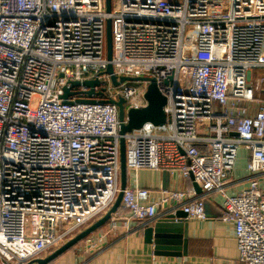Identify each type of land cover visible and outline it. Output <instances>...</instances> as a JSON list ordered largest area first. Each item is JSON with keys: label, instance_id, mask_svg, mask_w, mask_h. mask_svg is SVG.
<instances>
[{"label": "built area", "instance_id": "1", "mask_svg": "<svg viewBox=\"0 0 264 264\" xmlns=\"http://www.w3.org/2000/svg\"><path fill=\"white\" fill-rule=\"evenodd\" d=\"M109 63L117 80L155 78L166 98L163 125L123 135L121 210L144 225L172 200L185 221L203 219V200L217 196L239 261L264 264V0H111L109 12L105 0H0V264L51 252L114 203L118 112L99 100L145 106L146 83L112 85ZM93 79L95 92L104 89L96 101H77L87 98L82 87L71 88L68 103L60 98L71 81ZM240 147L248 176L232 191ZM140 169L178 170L201 192L147 202Z\"/></svg>", "mask_w": 264, "mask_h": 264}, {"label": "crops", "instance_id": "2", "mask_svg": "<svg viewBox=\"0 0 264 264\" xmlns=\"http://www.w3.org/2000/svg\"><path fill=\"white\" fill-rule=\"evenodd\" d=\"M245 151L240 147L229 174L232 191L246 185ZM162 171L164 169H140L137 173L138 186L149 191L147 202L159 201L171 190L193 188L191 178L175 170L169 171L168 189L164 190ZM208 199L222 213L220 198ZM172 205L173 201H168L167 207ZM129 218L119 207L107 223L82 240L84 244L71 247L49 264H243L239 261L235 226L222 215L188 220L186 251L175 256L155 253L153 245L143 240V224Z\"/></svg>", "mask_w": 264, "mask_h": 264}, {"label": "water", "instance_id": "3", "mask_svg": "<svg viewBox=\"0 0 264 264\" xmlns=\"http://www.w3.org/2000/svg\"><path fill=\"white\" fill-rule=\"evenodd\" d=\"M106 11L111 9V0H105ZM105 47H106V59L109 61L112 57V37H111V22L106 20L105 24ZM110 76L112 85L116 86L124 81L128 82H141L146 83L143 98L146 101L145 106L138 108L131 107L127 110L124 108L125 98L123 96H117L115 99H100V102L113 103L117 107L118 120H119V192L115 198L111 207L99 218L89 223L79 232L70 236L65 242L47 253L44 257H38L30 260L28 264H49L55 258L62 255L78 242L84 240L89 234L95 232L105 223H107L111 216L117 211L120 206L122 191L127 184V169L125 164V142L123 135L126 132L139 129L144 123H152L155 126H161L166 121V115L164 112V105L166 103L165 96L160 92L155 78L153 77H119L117 80L116 75L113 73L111 64L107 65L105 70ZM97 79L85 80L82 82L71 81L69 87L63 88V93L60 98L64 103H68V96L74 95L77 91H72L71 88L82 87L85 89L80 90L82 94H85L87 98H78L79 102H94V98H91L93 94L103 95L104 89L101 88L98 92H95L94 88L99 86ZM235 135V134H234ZM247 154V151H245ZM248 155H246L247 157ZM247 162V160H246ZM245 162V165H246ZM169 171H162V188L168 189L169 185ZM193 188L197 193L201 192L200 187L193 181V177L190 176ZM165 215L158 217L154 220H150L143 225L142 234L143 240L146 243L152 244L155 253L162 255H180L186 251V235H187V221L184 220L186 214L181 209H174L173 207L164 206ZM203 211L205 216L212 217L222 215L220 211L211 203L209 199L203 200Z\"/></svg>", "mask_w": 264, "mask_h": 264}, {"label": "rangeland", "instance_id": "4", "mask_svg": "<svg viewBox=\"0 0 264 264\" xmlns=\"http://www.w3.org/2000/svg\"><path fill=\"white\" fill-rule=\"evenodd\" d=\"M258 74H261V71L260 70H255L254 72H253V75L254 76H256V75H258ZM135 84H137L138 86H139V84L140 83H135ZM141 85V84H140ZM34 103H35V100L34 101H32V105H34ZM97 217V215H95V216H93L92 218H90L88 221H86L85 222V224L84 225H82V226H80V227H77V228H75V229H73L70 233L73 235V234H75V233H77V232H79L80 230H82L84 227H85V225L87 224H89V223H91V222H93L94 220H96L95 218ZM86 225V226H87ZM65 227H62L61 229H60V231L61 232H63V231H65ZM71 235V236H72ZM89 235H91V234H89ZM88 235V236H89ZM80 244H84V241H80V242H78L76 245H74V247H72V248H78V246L80 245ZM95 248V247H94ZM42 255H45V253H43Z\"/></svg>", "mask_w": 264, "mask_h": 264}]
</instances>
